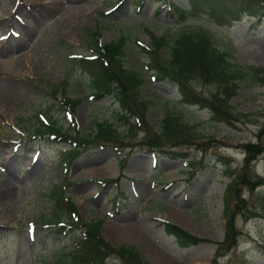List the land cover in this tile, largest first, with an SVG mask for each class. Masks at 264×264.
<instances>
[{
	"label": "rangeland",
	"instance_id": "1",
	"mask_svg": "<svg viewBox=\"0 0 264 264\" xmlns=\"http://www.w3.org/2000/svg\"><path fill=\"white\" fill-rule=\"evenodd\" d=\"M231 11L213 15L203 0H0V264L69 262L80 230L59 233L42 223L54 213L55 195L68 198L80 220H100L111 245L133 246L150 264H213L232 179L245 203L235 217L237 245L221 249L217 264H264V185L251 190L239 180L245 145L258 142L263 153L251 177L264 178V11L260 18L242 11L239 19ZM88 34L108 48L143 116L122 109L104 75L75 64L93 55ZM210 46L240 79L218 88L209 74L197 76ZM148 51L189 77L194 91L224 102L231 122L184 102ZM64 101L83 145L67 165L61 154L73 144L32 136L42 117L73 129L60 113ZM152 138L174 155L151 153ZM228 203L233 210V195ZM58 210L67 223L63 201ZM174 220L205 242L180 248L163 232V221ZM103 264L121 261L111 256Z\"/></svg>",
	"mask_w": 264,
	"mask_h": 264
},
{
	"label": "trees",
	"instance_id": "2",
	"mask_svg": "<svg viewBox=\"0 0 264 264\" xmlns=\"http://www.w3.org/2000/svg\"><path fill=\"white\" fill-rule=\"evenodd\" d=\"M194 1V0H190ZM204 3L210 5V10L213 15L222 16L223 13L226 14L229 12L230 7H234V11H231L232 18L239 19V13L245 11L247 14L260 18L262 12L264 11V0H203ZM261 13V14H260ZM179 17L184 20L187 16L186 14H180ZM90 42V50L93 55L91 56H81L75 60V64L78 68L92 73L97 71L100 74L104 75L112 84H115V100L122 107L125 112H128L130 115L137 117V113L141 116L142 110L139 104L135 102L133 94H131L129 84L124 81L122 74L115 69L112 58L108 52V48L104 45H101L98 40L95 39L93 34H88ZM204 37L199 38L197 41L203 43ZM211 47V46H210ZM181 49V47H180ZM182 51V49H181ZM149 52L150 59L152 61V67L157 71L158 75L161 78L170 77L177 84V90L180 93L184 102L188 104L197 105L198 107H203L209 109L213 117L217 121H225L230 123L232 116L226 111L224 102L216 101L211 98L208 99L204 97L201 93H197L189 85V77L184 76L183 74L176 76L170 70L166 69L160 60ZM195 54V53H193ZM206 57L201 59V65L197 68V76H201L203 79L209 74V82L213 85H217L218 88H223L224 84L228 83L226 80L232 79L234 83L235 79H240V74L236 71H233L231 66L228 64L227 57L224 53H219L214 47H211L206 51ZM219 64L218 69L214 72L212 67L215 64ZM211 67V69H209ZM230 78V79H229ZM58 89L53 87L51 95L55 97L58 93ZM61 112H65L67 115L72 118V123L70 128L62 129L61 126L57 125L55 120L50 121V118L39 120V124L34 129L32 136L36 139H44L50 142L57 140L60 143L73 144L74 148L65 150L62 155V161L67 165L72 163L75 158L80 155V150L83 145L77 143L76 133H77V121L73 116L72 105L66 101L62 103ZM51 110V109H50ZM49 110V111H50ZM74 126V127H73ZM54 139V140H53ZM153 141H150L147 145L150 146V150L157 153H165L166 155H174L173 153L167 154L162 150L163 143L158 138H152ZM246 158L244 160L245 166L242 169V175L239 176L240 184L243 186H248L251 190L258 188V186L264 185V178L257 177L256 182H252V169L251 164L257 159V156L263 153V147L258 142L254 144L245 145ZM232 172L229 173V175ZM232 176V175H230ZM106 183V182H104ZM237 187V182L233 179L226 188L224 198V218L226 219V233L222 241L216 243V251L213 258V264H217L216 259L223 256L219 251L225 249V252H229L231 248L237 245V238L239 232L235 228V217L240 212L239 203L244 204V200L240 198L239 191ZM232 195L235 197L236 203L234 204V209H230L228 200ZM55 208L54 213L50 218H45L42 223L47 224L51 227H57L56 232L66 233L69 230H80V233L74 234L76 239L75 250L70 254L69 262L66 264H103L111 256H116L120 259L121 264H150L145 259L142 258L141 254L132 246L122 245L121 247H115L111 245L101 234V221H88L85 222L80 220L74 204L70 202L68 198H63L62 195H55ZM60 201H63L67 212H70L69 221L64 222V214H61L58 210L60 206ZM163 232L168 236L174 238L180 248L186 249L187 247L197 246L205 240L193 236L188 231H184L176 224L171 222H163Z\"/></svg>",
	"mask_w": 264,
	"mask_h": 264
},
{
	"label": "bare ground",
	"instance_id": "3",
	"mask_svg": "<svg viewBox=\"0 0 264 264\" xmlns=\"http://www.w3.org/2000/svg\"><path fill=\"white\" fill-rule=\"evenodd\" d=\"M95 173H101V174H102V173H103V170H102L101 168H98V169L95 170ZM7 186H8V185H7ZM6 188H7V187H6ZM174 221H175V223H177V225H179V226L181 225L180 222H178L177 220H174ZM110 227H112V226L110 225ZM181 227H182V226H181ZM107 229H108V228H107ZM109 230H110V228H109Z\"/></svg>",
	"mask_w": 264,
	"mask_h": 264
}]
</instances>
